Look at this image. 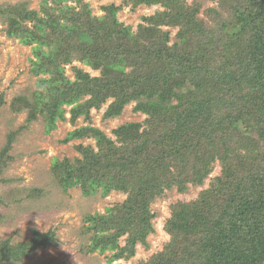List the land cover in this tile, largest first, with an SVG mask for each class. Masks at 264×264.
<instances>
[{
	"label": "trees",
	"instance_id": "obj_1",
	"mask_svg": "<svg viewBox=\"0 0 264 264\" xmlns=\"http://www.w3.org/2000/svg\"><path fill=\"white\" fill-rule=\"evenodd\" d=\"M209 1L216 6L201 16L200 2L124 0L132 9L162 7L142 15L135 30L118 20L121 5L113 3L101 7V16L86 0H40L39 10L23 2L0 7L6 34L30 45L34 56L36 89L12 103L28 109L26 128L42 116L49 133L69 106L70 123L82 116L87 124L63 141L95 139L96 149L75 146L80 157L53 158V178L84 195L125 193L105 212L85 215V252L111 251L109 262L134 254L154 231L153 199L200 184L218 161L221 173L208 188L170 205L169 241L138 264H264V0ZM164 27H177L172 42ZM73 60L98 74L72 66L68 78L63 66ZM108 99L103 118L132 101L145 118L108 136L91 125V109ZM23 129L10 131L0 148V182ZM55 242L54 234L37 230L28 241L3 240L0 263Z\"/></svg>",
	"mask_w": 264,
	"mask_h": 264
},
{
	"label": "rangeland",
	"instance_id": "obj_2",
	"mask_svg": "<svg viewBox=\"0 0 264 264\" xmlns=\"http://www.w3.org/2000/svg\"><path fill=\"white\" fill-rule=\"evenodd\" d=\"M188 3H201L202 11L209 6H216L209 0H186ZM26 3L29 9L39 10L40 0H0V7ZM91 7L93 15L104 14L103 5H121L117 18L126 25H131L135 30L141 22V16L152 14L160 5H139L132 9L124 0H86ZM71 4H74L72 2ZM6 25L0 15V148L7 140L10 131L24 129L17 134L9 151L11 159L3 171L2 177L7 180L0 182V243L9 239L11 242L28 241L33 237V231L54 234L57 243L46 247L39 246L29 255L19 261H2L0 264H138L147 260L153 254L161 251L170 234L165 230L164 224L170 216V205L179 200H190L197 197L200 191L209 187L211 180L221 173V165L215 161L211 172L200 184H187L184 192H179L176 187L165 189L161 196L155 197L150 203L154 217L151 220L154 231L147 236V245L136 244L134 254L127 258L107 261L111 251L95 250L85 252L89 242L88 235H84V217L94 212L103 213L125 198L121 191H111L101 195L100 189L90 195H84L78 186L63 189L51 174L53 158L73 159L80 157L76 145H92L95 148L94 138H72L63 141L66 135L74 128L87 123L83 117H78L74 124L69 121V106L66 107L65 119L57 120L56 127L49 133L44 131L43 117L30 122L26 128L25 119L28 109L15 110L12 106L16 96L30 99L36 89V77L31 72V61L34 56L32 47L23 45L17 38L9 37L5 32ZM169 30L170 42L175 38L177 27H164ZM72 66H77L88 71L91 76L98 71L73 60L65 64L64 74L74 79ZM40 76H48L41 74ZM110 100L108 99L99 109H91V125L104 131L114 138L112 130L126 122H141L145 115L134 112L132 107L135 101L124 106L121 113L113 118H103ZM96 149V148H95ZM34 192V196L31 195ZM126 236V235H125ZM125 236L119 238V244L124 245Z\"/></svg>",
	"mask_w": 264,
	"mask_h": 264
}]
</instances>
